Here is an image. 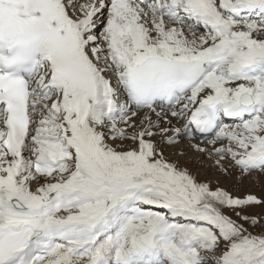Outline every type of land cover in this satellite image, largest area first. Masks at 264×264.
I'll return each instance as SVG.
<instances>
[{
  "label": "snow or ice",
  "instance_id": "snow-or-ice-1",
  "mask_svg": "<svg viewBox=\"0 0 264 264\" xmlns=\"http://www.w3.org/2000/svg\"><path fill=\"white\" fill-rule=\"evenodd\" d=\"M186 141L264 177V0H0V264H264Z\"/></svg>",
  "mask_w": 264,
  "mask_h": 264
},
{
  "label": "rangeland",
  "instance_id": "rangeland-1",
  "mask_svg": "<svg viewBox=\"0 0 264 264\" xmlns=\"http://www.w3.org/2000/svg\"><path fill=\"white\" fill-rule=\"evenodd\" d=\"M200 143V142H199ZM187 144V143H183ZM183 144L173 147L174 150L168 149L167 155L170 160L175 161L182 168H187L199 182H207L213 189L223 188L230 192L233 196L243 197L247 194H254L258 197L264 198V177L258 179L254 177L243 178L240 176L238 169L231 168L226 163L225 166L229 167V172H223L212 160L202 157L198 152H192L191 150L185 149ZM183 150L184 155H180V151ZM228 212L227 209L224 210ZM247 212L256 215H264V206H254L246 209ZM235 217L234 213H228ZM261 227L250 229L254 232L261 231Z\"/></svg>",
  "mask_w": 264,
  "mask_h": 264
},
{
  "label": "bare ground",
  "instance_id": "bare-ground-1",
  "mask_svg": "<svg viewBox=\"0 0 264 264\" xmlns=\"http://www.w3.org/2000/svg\"><path fill=\"white\" fill-rule=\"evenodd\" d=\"M187 144H189L188 142H186ZM199 143V142H198ZM177 148V147H176ZM172 150H174L173 148H171Z\"/></svg>",
  "mask_w": 264,
  "mask_h": 264
}]
</instances>
